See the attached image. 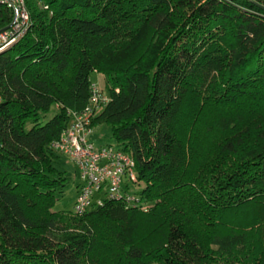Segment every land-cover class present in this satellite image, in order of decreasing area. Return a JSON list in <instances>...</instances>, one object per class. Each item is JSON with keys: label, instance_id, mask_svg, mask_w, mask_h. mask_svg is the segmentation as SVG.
Wrapping results in <instances>:
<instances>
[{"label": "trees", "instance_id": "1", "mask_svg": "<svg viewBox=\"0 0 264 264\" xmlns=\"http://www.w3.org/2000/svg\"><path fill=\"white\" fill-rule=\"evenodd\" d=\"M26 3L0 51V264H264V0ZM13 17L0 3V31ZM95 72L93 125L134 158L147 210H54L52 143Z\"/></svg>", "mask_w": 264, "mask_h": 264}, {"label": "built area", "instance_id": "2", "mask_svg": "<svg viewBox=\"0 0 264 264\" xmlns=\"http://www.w3.org/2000/svg\"><path fill=\"white\" fill-rule=\"evenodd\" d=\"M13 11V22L0 31V51L22 38L31 24L26 0H0ZM43 7H46L43 5ZM110 100L104 88L93 82L87 104L82 109H67L69 123L52 148L66 156L78 169L81 183L74 204V214L83 215L93 204L102 205L105 199L123 200L128 205L148 206L131 191L137 183L135 160L132 155L107 144L97 146L91 137L95 131L94 119Z\"/></svg>", "mask_w": 264, "mask_h": 264}, {"label": "rangeland", "instance_id": "3", "mask_svg": "<svg viewBox=\"0 0 264 264\" xmlns=\"http://www.w3.org/2000/svg\"><path fill=\"white\" fill-rule=\"evenodd\" d=\"M91 78L95 84H97L100 88H104V76L100 73H92ZM58 112L56 107H53L47 113L40 114V121L44 123L46 120L50 119L53 115ZM34 121L29 119L25 125V128L29 130ZM95 135L99 141L104 143H110L111 145L117 146L118 142L112 137L111 128L109 125L104 124L98 126ZM54 165L58 171L63 172L65 174V183L64 186L57 190V201L54 206L55 211H67L73 212L74 204L76 202V186L81 181L80 174L75 165L64 155H60L57 153V157L54 160ZM142 185L140 184H130V189L132 192L139 191Z\"/></svg>", "mask_w": 264, "mask_h": 264}, {"label": "crops", "instance_id": "4", "mask_svg": "<svg viewBox=\"0 0 264 264\" xmlns=\"http://www.w3.org/2000/svg\"><path fill=\"white\" fill-rule=\"evenodd\" d=\"M97 127H98V126H97ZM97 127H95V131H96ZM95 131H94V133H93V135H92V137H91V140H92L97 146H102V145L110 144V143H104V142H102V141H99V140L97 139L96 135H95ZM80 183H81V181H80V182L77 184V186H76L77 194H78V186H79ZM76 197H77V196H76Z\"/></svg>", "mask_w": 264, "mask_h": 264}]
</instances>
